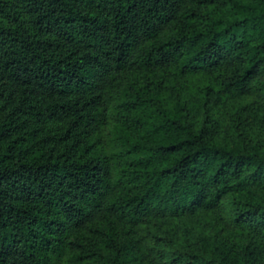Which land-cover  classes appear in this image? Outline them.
I'll use <instances>...</instances> for the list:
<instances>
[{
    "label": "trees",
    "instance_id": "16d2710c",
    "mask_svg": "<svg viewBox=\"0 0 264 264\" xmlns=\"http://www.w3.org/2000/svg\"><path fill=\"white\" fill-rule=\"evenodd\" d=\"M0 264H264V0H0Z\"/></svg>",
    "mask_w": 264,
    "mask_h": 264
}]
</instances>
